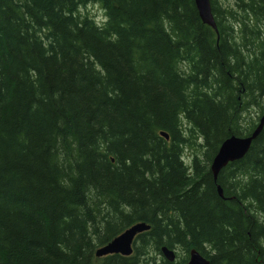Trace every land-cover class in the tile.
<instances>
[{
	"label": "trees",
	"instance_id": "16d2710c",
	"mask_svg": "<svg viewBox=\"0 0 264 264\" xmlns=\"http://www.w3.org/2000/svg\"><path fill=\"white\" fill-rule=\"evenodd\" d=\"M211 5L217 31L195 0H0V264H264V130L210 170L264 115V0Z\"/></svg>",
	"mask_w": 264,
	"mask_h": 264
},
{
	"label": "water",
	"instance_id": "95a60500",
	"mask_svg": "<svg viewBox=\"0 0 264 264\" xmlns=\"http://www.w3.org/2000/svg\"><path fill=\"white\" fill-rule=\"evenodd\" d=\"M199 16L203 23L217 29L215 16L212 11L211 0H195ZM264 130V115L261 117L259 123L254 130L246 136L233 135L224 140L214 156L211 164V171L214 181L218 180V176L222 169L229 163L239 161L249 152L253 142L259 137ZM161 135L169 139V135L162 131ZM218 193L223 197V189L220 185L217 186ZM151 225L146 222H137L126 228L123 232L118 234L108 243L98 247L95 251L97 257H104L112 254H120L123 256H130L134 253V244L136 237L150 230ZM161 254L170 262L177 260V253L174 249L167 246L161 248ZM184 264H210V260L201 254L196 248L189 251V260Z\"/></svg>",
	"mask_w": 264,
	"mask_h": 264
},
{
	"label": "rangeland",
	"instance_id": "374dc122",
	"mask_svg": "<svg viewBox=\"0 0 264 264\" xmlns=\"http://www.w3.org/2000/svg\"><path fill=\"white\" fill-rule=\"evenodd\" d=\"M217 3L222 6V7H227V6H234V0H217ZM83 13H88L89 15H93L94 17H96L97 19H102L104 17V12L103 10L100 8L99 5H95V4H90L87 7H83L81 8ZM181 66H185V65H181ZM250 115L251 117L254 116V118L257 120V112L256 110H251L250 111ZM203 149H200V147H193V148H187L185 151V160L188 164H190L192 162L193 159V155L195 153L201 154ZM175 250L178 252V254L180 255H184L183 251L181 250L180 247H176Z\"/></svg>",
	"mask_w": 264,
	"mask_h": 264
},
{
	"label": "bare ground",
	"instance_id": "6f19581e",
	"mask_svg": "<svg viewBox=\"0 0 264 264\" xmlns=\"http://www.w3.org/2000/svg\"><path fill=\"white\" fill-rule=\"evenodd\" d=\"M209 26V25H208ZM210 27H212V26H210ZM213 28V27H212ZM214 29V28H213ZM214 30H218V29H214ZM233 136V135H232ZM231 137V136H230ZM229 138V137H228ZM226 140V139H225ZM212 164V163H211ZM210 170H211V165H210Z\"/></svg>",
	"mask_w": 264,
	"mask_h": 264
}]
</instances>
